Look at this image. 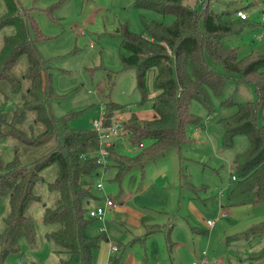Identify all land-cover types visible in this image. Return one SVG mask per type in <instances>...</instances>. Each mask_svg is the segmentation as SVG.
<instances>
[{
	"label": "rangeland",
	"instance_id": "obj_1",
	"mask_svg": "<svg viewBox=\"0 0 264 264\" xmlns=\"http://www.w3.org/2000/svg\"><path fill=\"white\" fill-rule=\"evenodd\" d=\"M19 2L30 11L42 33L36 47L52 67L57 97L52 99L51 105L57 118L72 114V127L94 129V119L101 120L104 116L102 107L109 101L126 106L119 112H126L125 118L132 113L140 119L154 117L152 97L156 89L153 73L147 77L149 99L140 104L136 72L122 62L121 35L117 29L127 25L132 32L145 33L143 17L171 25L175 21L174 15L138 8L134 0ZM190 2L200 11L206 6L218 11L233 5L246 7L248 25L240 33L228 35L226 40L239 48L238 53L242 57L264 49V0ZM4 9L0 1V16ZM30 27L35 35L33 25ZM13 31L12 25L0 30V47L4 36ZM213 67L224 71L222 64ZM15 70L19 76L24 75V58L19 60ZM25 90L26 82L23 81L20 91L7 89L6 93H0V111L13 117ZM257 97L253 83L231 78L222 95L211 93V111L199 100L190 102V108L199 121L188 126L189 141L182 146L180 154L169 149L164 155L147 162L143 171L139 167L129 171L121 182L115 178L114 166H110L108 172H100L93 180V192L100 195L103 202L92 205L105 206L107 196L118 205L111 214L106 208L104 219H95L89 226L92 235L106 231L109 235L93 251L95 264H109V255L119 254L112 252L111 246L118 249L126 247L123 264H191L196 260L200 264H264V201L246 204L244 196H235L232 192L235 186L233 175L237 174L235 158L249 150L250 139L245 134H237L233 145L224 147L220 122L234 114L239 103L256 101ZM22 126L29 131L41 130L31 110L26 112ZM112 141L123 152L132 147L123 132L119 137H112ZM145 143L149 145L150 141L145 140ZM29 151V145L16 138H0L2 164L12 161L16 154L25 159ZM182 169L189 174V180L197 190L181 186ZM55 172L54 165L42 172L45 181L35 187L41 200H32L26 210L35 232L34 244L21 238L19 250L7 255L2 264L60 263L61 255L47 237L57 225L46 224L43 220L46 206H54L59 198V192L49 188ZM98 181L103 182L101 190L96 187ZM126 197H130V202L120 204ZM9 213L10 196L2 195L0 230L4 228V218ZM209 219L216 221L214 228L208 227ZM169 228H172V246L167 237ZM148 231L152 233L147 236Z\"/></svg>",
	"mask_w": 264,
	"mask_h": 264
},
{
	"label": "trees",
	"instance_id": "obj_2",
	"mask_svg": "<svg viewBox=\"0 0 264 264\" xmlns=\"http://www.w3.org/2000/svg\"><path fill=\"white\" fill-rule=\"evenodd\" d=\"M4 13L0 16V30L12 25L14 31L4 36L0 47V93L18 92L26 82L21 105L13 117L0 111V138L13 137L27 145L30 151L25 159L16 154L6 164L0 163V196H10V213L4 218L0 230V264L11 252L19 250L21 238L34 244L35 232L26 215L32 200H41L35 192L38 183L45 181L42 172L56 166L55 177L49 188L59 192L54 206H46L43 220L57 225L47 237L61 255L59 264H95L93 251L104 233L92 235L90 224L97 219L89 214V202L98 196L93 192V180L98 177L100 164V137L93 129H79L70 125L72 114L57 118L52 112V99L57 97L53 87V71L36 47L42 37L41 30L29 10L19 0H0ZM192 0H134L138 8H151L164 15L172 14L171 25L143 17L145 33L132 32L127 25L118 28L121 35L122 62L136 72V87L140 104L149 99L147 77L154 76L156 93L152 97L155 115L140 119L135 113L123 119V132L132 146L143 143L136 151H120L113 142L106 146L115 178L121 182L132 169L144 165L175 149L180 154L189 141L187 128L198 123L199 117L191 108L192 100H199L212 110L211 93L223 94L227 81L253 83L256 101L238 104V110L220 120L222 144L230 147L237 134L250 139L248 151L235 158L237 170L233 195L244 196V203L264 201V49L239 56L238 47L227 42L230 34L240 33L248 18L238 17V10L246 7L229 6L213 10L206 6L202 11L191 4ZM230 5V4H229ZM247 12V11H246ZM31 25L35 35L31 33ZM35 37V38H34ZM26 60V71L21 77L15 67ZM222 64L224 71L213 66ZM126 106L109 101L103 105L105 126ZM33 111L41 130L30 131L23 127L26 112ZM145 140L150 141L147 145ZM235 175V174H234ZM180 184L197 190L189 174L181 170ZM171 229L167 237L171 242ZM152 231H148L151 234ZM111 255L109 264H123L126 247Z\"/></svg>",
	"mask_w": 264,
	"mask_h": 264
},
{
	"label": "built area",
	"instance_id": "obj_3",
	"mask_svg": "<svg viewBox=\"0 0 264 264\" xmlns=\"http://www.w3.org/2000/svg\"><path fill=\"white\" fill-rule=\"evenodd\" d=\"M236 14L238 17H241L244 19L248 18V13L245 10H238L236 12ZM262 20L264 21V16L262 17ZM119 112L113 116L114 120L108 126H105L103 124L104 116L101 118V120H99L98 118H95L93 121V126H94L93 130L97 131L99 134V137H100V147L101 148H100L99 157L97 160L98 163L100 164V169H101L100 172L102 170L108 172L110 169V166H112V163H111L112 160L108 155V152L106 150V146H109V145H111V143H113L112 137H115V136L119 137L120 133L123 132V119L125 118L124 114L126 112H122L121 114H119ZM117 115H118V117H116ZM143 146H144V144L140 143L137 146H132L131 148H129L127 150L132 152V151H136L137 149H139ZM100 172H99L98 176L100 175ZM236 179H237L236 175H233V180H236ZM96 187L99 190L103 189L104 188L103 182L98 181L96 184ZM104 205L105 206H103L101 204L90 205V202H89V205H88L89 214L93 217H96L97 219H104V217L106 215V208H115L118 204L113 198L107 196L105 198ZM207 225L210 228H214L216 226V221L209 219V220H207ZM101 230H104V229L101 228ZM112 249H113V251L118 250V248L116 246H112ZM191 264H200V263H199V261L196 260V261H193ZM214 264H219V263L214 262Z\"/></svg>",
	"mask_w": 264,
	"mask_h": 264
},
{
	"label": "crops",
	"instance_id": "obj_4",
	"mask_svg": "<svg viewBox=\"0 0 264 264\" xmlns=\"http://www.w3.org/2000/svg\"><path fill=\"white\" fill-rule=\"evenodd\" d=\"M247 11V10H246ZM199 128V127H198ZM98 197L97 198H94V199H92L91 201H90V205H92V203H102L103 202V200H101L102 199V197L100 196V195H97ZM128 202H130V197H126L122 202H120V204H126V203H128ZM108 212H109V214H111V213H114L113 211H114V208H108ZM108 214V215H109ZM108 217V216H107ZM109 219V218H108ZM102 225H103V223H102ZM106 233H108V231H106ZM106 233H104V235L106 236V237H109V235H106ZM111 251L112 252H118L119 251V249L117 250V251H113V249H112V246H111ZM110 257H111V255H109V258H108V263H109V259H110Z\"/></svg>",
	"mask_w": 264,
	"mask_h": 264
}]
</instances>
